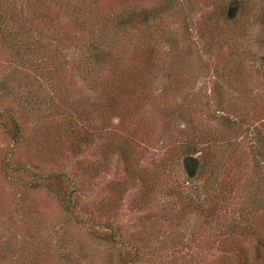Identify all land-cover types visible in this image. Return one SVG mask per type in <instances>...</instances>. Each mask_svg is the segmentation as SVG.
Here are the masks:
<instances>
[{
    "label": "rangeland",
    "instance_id": "374dc122",
    "mask_svg": "<svg viewBox=\"0 0 264 264\" xmlns=\"http://www.w3.org/2000/svg\"><path fill=\"white\" fill-rule=\"evenodd\" d=\"M0 264H264V0H0Z\"/></svg>",
    "mask_w": 264,
    "mask_h": 264
},
{
    "label": "trees",
    "instance_id": "16d2710c",
    "mask_svg": "<svg viewBox=\"0 0 264 264\" xmlns=\"http://www.w3.org/2000/svg\"><path fill=\"white\" fill-rule=\"evenodd\" d=\"M14 126V125H13ZM14 128H15V126H14Z\"/></svg>",
    "mask_w": 264,
    "mask_h": 264
}]
</instances>
